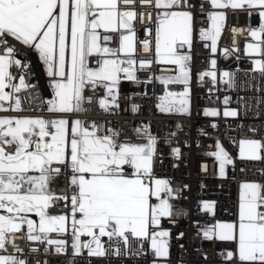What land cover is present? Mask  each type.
<instances>
[{"label":"snow or ice","instance_id":"snow-or-ice-1","mask_svg":"<svg viewBox=\"0 0 264 264\" xmlns=\"http://www.w3.org/2000/svg\"><path fill=\"white\" fill-rule=\"evenodd\" d=\"M136 0H0V44L8 38L34 51L45 65L51 78L52 97L46 102L51 118L43 116H0V250L5 249L9 234L21 232L27 226L29 241L54 247L55 253L65 252L66 239H50L49 235H71L74 255L87 250L89 257H104L108 242L120 255L122 243L127 254L133 243L148 242L158 258L169 255L170 230L162 227L164 220L176 215L171 202L170 181L154 175L157 138L147 126L136 129L143 143L120 142L119 133L104 129L96 122L71 119L69 114L86 112L84 92L91 86H102L105 96L97 103L103 111L119 107L117 95L121 80L139 82L137 71L150 69L153 64L173 66L172 75L155 77L165 86L157 107L165 113H189L190 66L189 51L193 43L194 15L190 0H141L152 4L159 13L149 19L155 25L154 58L138 57L134 9ZM213 9L207 12L209 27L201 28L199 37L210 41L213 53L225 26L226 10L258 15V27H251L252 38L245 48L253 59L254 70L264 74V0H204ZM203 12V4L201 5ZM143 19V14H139ZM102 30V31H101ZM233 31H237L234 29ZM149 38L141 43L145 52H153L151 29ZM112 34L118 35V47L107 43ZM208 47L209 45H205ZM183 48L189 51L181 52ZM235 50V49H233ZM225 53L227 50H224ZM211 69L200 74L215 82L216 61ZM95 65V66H93ZM20 67L16 50L5 46L0 52V112L22 111L21 101L13 93L30 87L23 76L14 84L9 69ZM232 74H220L221 81L231 85ZM227 78V79H226ZM151 83V80L147 81ZM170 84L183 85L180 92L170 91ZM11 88L12 93L5 89ZM91 99V98H89ZM13 101L8 108L4 102ZM227 98L225 103H227ZM133 111L138 106H133ZM215 109H205L204 115L215 117ZM225 116H236L234 110ZM215 127V125H213ZM174 135V133L170 134ZM179 157L180 149H172ZM218 162L219 175L225 176L233 159L219 141L216 151L208 153ZM239 158L264 160V139H241ZM71 172L73 194L55 195L50 182L62 171ZM65 201L66 213L51 215L53 201ZM214 203L205 202L202 210L212 212ZM35 214L39 222L30 219ZM183 235V234H181ZM206 240H220L235 245L228 250L229 264H264V183L240 184L237 218L218 221L202 230ZM87 237L86 240L82 239ZM0 264H26L14 255H0Z\"/></svg>","mask_w":264,"mask_h":264},{"label":"built area","instance_id":"built-area-1","mask_svg":"<svg viewBox=\"0 0 264 264\" xmlns=\"http://www.w3.org/2000/svg\"><path fill=\"white\" fill-rule=\"evenodd\" d=\"M190 4L191 7L186 10L194 15L192 47L190 51L178 49L181 52L189 51L191 55L189 113H165L159 110L157 105L159 97L165 92V86L155 77L172 75L175 69L173 66L153 64L150 69L137 71L139 82L121 80L117 95L119 107H110L107 112L100 109L97 101L105 96V89L102 86L95 89L89 86L84 92V107L87 111L69 115L71 118L84 120L86 126L94 121L104 129H114L119 133L117 139L120 142L143 143V139L138 138L136 129L147 126L149 133L157 138L154 175L167 178L172 196L176 197L171 201L176 215L172 220L162 222L171 232L169 255L162 259L166 264H229L224 257L235 245L216 239L206 240L202 230L219 219L236 220L239 185L243 180L252 179L264 183V160H242L237 151L241 138L264 139V74L254 70L253 56L247 55L244 49L245 41L252 40L250 28L258 27L260 21L255 14L249 16L246 12L226 10L225 26L217 42V51L213 53L211 42L199 37L201 28L209 27L207 12L213 9L204 0H190ZM121 8L134 9L138 13L137 20L134 21L138 57L154 58L155 25L149 16L154 18L160 9L152 4L141 3V0H136L133 5L121 4ZM139 14H143V19L139 18ZM148 29H151L153 52H145L141 43L149 38ZM234 29L237 31H233ZM101 42L118 47V35L112 34L110 41H104L102 35ZM206 44L209 46L206 47ZM5 46L13 47L16 58L21 61L20 67L13 66L9 69L13 76L12 83L18 84L19 78L23 76L30 87L13 93L19 97L22 111L9 109L1 113L51 118L46 110V102L52 97V81L45 71V65L34 51L21 46L12 38H8L7 45L0 44V52H3ZM212 60L216 61L215 82L210 77L201 79L200 76L205 71L212 70ZM225 71L232 74L231 85L220 79V74ZM149 80L151 83L147 82ZM183 87L170 84L168 89L180 92ZM8 92L12 93V89L8 88ZM12 102L7 101L5 107L8 108ZM133 106H138V110L133 111ZM210 108H215L219 114L215 117L205 116L204 110ZM228 110L236 111L237 115L225 116L224 112ZM172 133L174 135H170ZM217 141L233 159V164L226 166L224 177L219 175L215 157L208 155L216 151ZM174 148L180 149L179 157L173 153ZM70 177V171H62L50 182V190L57 196L70 197L73 194ZM205 202L214 203L212 212L202 210ZM65 203L53 201L54 207L49 213H66L68 209ZM26 233L27 226L24 225L21 232L9 234L2 252L24 259L26 264H150L153 259L158 258L148 242H145L143 250L138 254L137 250L141 248L138 242L132 244L127 254H124L121 243V254L114 255L112 249L116 242H111L110 245L107 237L102 238L109 248L106 256L89 257L87 250L74 255L71 235L52 233L49 235L50 239L68 241L65 252L57 254L52 246L27 240ZM82 239L86 240L87 237Z\"/></svg>","mask_w":264,"mask_h":264},{"label":"rangeland","instance_id":"rangeland-1","mask_svg":"<svg viewBox=\"0 0 264 264\" xmlns=\"http://www.w3.org/2000/svg\"><path fill=\"white\" fill-rule=\"evenodd\" d=\"M251 42H254V41H252V40H249V39H247L246 41H245V43H244V49L246 48V45L248 44V43H251ZM253 59H258L256 56H253ZM5 91L6 92H8V88L7 89H5ZM6 104H7V101L6 102H4V106H6ZM210 109H215V108H210ZM216 110V109H215ZM0 116H33V115H13V114H4V113H1L0 112ZM71 119H76V118H71ZM241 139H253V138H241ZM240 139V140H241ZM239 140V141H240ZM222 145V144H221ZM223 146V145H222ZM238 150V154H239V142H238V148H237ZM217 165H218V162H217ZM218 169H219V167H218ZM2 211L3 210H0V214H5V213H2ZM0 255H5L3 252H2V250H0ZM150 264H166L165 262H164V260L162 259V258H156V259H153L151 262H150Z\"/></svg>","mask_w":264,"mask_h":264},{"label":"crops","instance_id":"crops-1","mask_svg":"<svg viewBox=\"0 0 264 264\" xmlns=\"http://www.w3.org/2000/svg\"><path fill=\"white\" fill-rule=\"evenodd\" d=\"M253 139H255V138H253ZM157 178H161V179H167V178H165V177H160V176H156ZM168 180V179H167ZM246 181H248V182H257L256 180H252V179H247V180H243L242 182H246ZM241 182V183H242ZM240 183V184H241ZM239 193H240V185H239ZM239 205V204H238ZM2 213H4L3 211H2ZM28 216H29V218L30 219H32V220H34L35 222H39V218L37 217V216H35V214H32V213H30V214H28ZM218 221H234V220H231V219H219V220H217L216 222H218ZM162 227L163 228H165V229H168L166 226H164V225H162Z\"/></svg>","mask_w":264,"mask_h":264}]
</instances>
